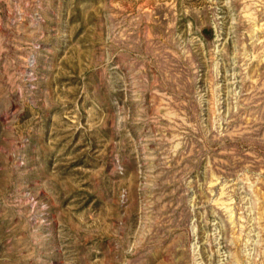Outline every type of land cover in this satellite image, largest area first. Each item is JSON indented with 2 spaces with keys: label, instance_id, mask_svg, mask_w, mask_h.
Segmentation results:
<instances>
[{
  "label": "rangeland",
  "instance_id": "rangeland-1",
  "mask_svg": "<svg viewBox=\"0 0 264 264\" xmlns=\"http://www.w3.org/2000/svg\"><path fill=\"white\" fill-rule=\"evenodd\" d=\"M0 264H264V0H0Z\"/></svg>",
  "mask_w": 264,
  "mask_h": 264
}]
</instances>
